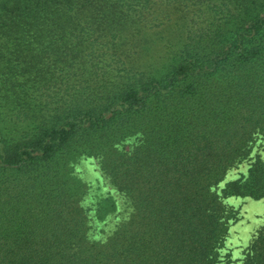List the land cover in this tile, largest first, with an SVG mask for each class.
<instances>
[{
	"label": "trees",
	"instance_id": "16d2710c",
	"mask_svg": "<svg viewBox=\"0 0 264 264\" xmlns=\"http://www.w3.org/2000/svg\"><path fill=\"white\" fill-rule=\"evenodd\" d=\"M174 13L157 68L98 64L100 39ZM0 92L25 125L0 133V264L230 263L223 199L264 198V0H0ZM73 156L95 157L121 204L87 203ZM238 264H264V223Z\"/></svg>",
	"mask_w": 264,
	"mask_h": 264
},
{
	"label": "rangeland",
	"instance_id": "374dc122",
	"mask_svg": "<svg viewBox=\"0 0 264 264\" xmlns=\"http://www.w3.org/2000/svg\"><path fill=\"white\" fill-rule=\"evenodd\" d=\"M184 23L185 18L180 13H174L171 20L165 24L166 26L155 30H142L138 40L126 41L119 37L104 44L106 39L102 38L98 44L101 52H95L98 64L105 70L121 67H132L133 70H143L145 67L157 68L162 60V47L169 45L170 42L174 45L177 35L182 34ZM56 78H59V75H56ZM79 79L80 76L76 74L70 77L69 82L71 85H76L80 82ZM31 98L35 99V97ZM23 128L25 125L14 124L10 121L9 104L4 103L3 106L0 92V133L3 137L8 138L14 135V130L20 131ZM254 150L264 159V139L258 142ZM98 154L100 157L104 156V152ZM98 167L99 164L92 156L68 158L69 178L83 184L89 195V198H86L87 203L90 204L97 200L98 195L102 194L101 192L109 191L114 195L117 203L121 204L120 196L108 185ZM244 167V165H239L237 169L229 170L226 179L237 177ZM223 202L238 209L239 212L238 219L229 225L228 234L220 252L230 254L229 264H238L248 241L255 230L264 223V198L253 200L246 197H227L223 199ZM119 212L121 211L119 210ZM119 217L120 215L114 212L105 220L109 224H113Z\"/></svg>",
	"mask_w": 264,
	"mask_h": 264
}]
</instances>
